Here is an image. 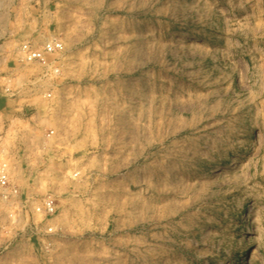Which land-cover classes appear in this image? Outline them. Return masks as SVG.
<instances>
[{
    "label": "rangeland",
    "instance_id": "374dc122",
    "mask_svg": "<svg viewBox=\"0 0 264 264\" xmlns=\"http://www.w3.org/2000/svg\"><path fill=\"white\" fill-rule=\"evenodd\" d=\"M14 1L0 157L31 207L0 197V264H264V0ZM51 37L59 74L18 61Z\"/></svg>",
    "mask_w": 264,
    "mask_h": 264
},
{
    "label": "built area",
    "instance_id": "2783aa9c",
    "mask_svg": "<svg viewBox=\"0 0 264 264\" xmlns=\"http://www.w3.org/2000/svg\"><path fill=\"white\" fill-rule=\"evenodd\" d=\"M1 17V14H0ZM65 51L64 42L57 37H51L40 45L39 47L34 46L31 43H24L18 49V61L22 64H33L40 63L48 67V70H54L55 74H59L60 71L55 66L56 60L61 54ZM2 58H0L1 62ZM49 72V71H48ZM48 73L46 72V76ZM5 77L0 73V78ZM8 79V80H7ZM6 79V82L9 84L11 80ZM4 95L7 97H13V91L9 86L5 84L4 86ZM48 98H52V93L47 94ZM54 134L51 132L49 136ZM13 164L10 160L0 157V197L1 201L4 204H8L13 209L25 210L26 208L31 207L30 199L22 200L21 191L19 185L16 183V176L13 173ZM15 169V168H14ZM33 212L39 216H42L44 219L53 217L57 213V205L55 200L51 197H45L40 204H36L33 207ZM47 232L53 233L54 228L48 226Z\"/></svg>",
    "mask_w": 264,
    "mask_h": 264
},
{
    "label": "crops",
    "instance_id": "0c3cea01",
    "mask_svg": "<svg viewBox=\"0 0 264 264\" xmlns=\"http://www.w3.org/2000/svg\"><path fill=\"white\" fill-rule=\"evenodd\" d=\"M36 1V0H35ZM44 1V0H42ZM2 3V0H0V4ZM31 3H34V0H26V5H31ZM4 6H5V9L3 8L2 12H1V23H0V42L2 39H5V40H10L11 35H13V30L12 28L14 27L13 24H12V20H13V17L15 16V1L14 0H7V2L4 3ZM29 8V7H28ZM37 9V8H36ZM37 12L40 11V10H36ZM36 11H33V14L35 13V15H32V16H27V13L25 14V18L24 19V23L27 25V24H32L33 26L30 28V27H26V30H24V32H20V30H18L17 34L14 36H19L22 40L25 39V38H33L35 37V32L36 29L35 26H34V23L36 24H40L41 21L39 20V18L36 17ZM25 12V11H24ZM32 11L29 12V14L31 13ZM24 28V27H23ZM26 31V32H25ZM15 33V32H14ZM18 37V38H19ZM12 42V39L10 40ZM10 42V43H11ZM36 44V43H34ZM10 46V44H9ZM9 46H4V45H0V57L1 56H7L8 54H10L9 52ZM7 53V54H6ZM0 101L1 102H5L6 99L4 98V94L2 92V90L0 89Z\"/></svg>",
    "mask_w": 264,
    "mask_h": 264
},
{
    "label": "bare ground",
    "instance_id": "6f19581e",
    "mask_svg": "<svg viewBox=\"0 0 264 264\" xmlns=\"http://www.w3.org/2000/svg\"><path fill=\"white\" fill-rule=\"evenodd\" d=\"M192 46H197V44H192ZM217 171H219V170H217ZM227 172H228L227 170L224 171V173H227ZM258 208L259 207H257L256 204H253L251 206L250 210L246 213V215L244 217V224H243V229H242V233H243L244 238H246V237H247V239L251 238V235L254 232L253 225L256 223V219H257V215H258L257 214ZM253 258H255V257L253 256Z\"/></svg>",
    "mask_w": 264,
    "mask_h": 264
}]
</instances>
